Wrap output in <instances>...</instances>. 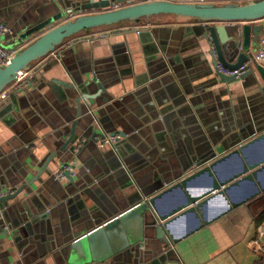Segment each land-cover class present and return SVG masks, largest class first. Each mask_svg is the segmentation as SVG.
Wrapping results in <instances>:
<instances>
[{
  "label": "crops",
  "instance_id": "1",
  "mask_svg": "<svg viewBox=\"0 0 264 264\" xmlns=\"http://www.w3.org/2000/svg\"><path fill=\"white\" fill-rule=\"evenodd\" d=\"M85 1L0 0V22L11 31L0 43L18 53L67 21L69 10L90 12L79 7ZM49 18H54L51 23L19 39ZM144 20L82 31L37 60L26 70L24 82L13 81L3 90L0 191L12 192L37 173L46 156L56 154L49 172L44 170L28 190L0 203V264H264V138L240 150L264 132L258 74L254 70L255 78L222 83L197 35L202 22L174 15ZM254 24L263 30L258 43L251 39L249 53L264 47V19ZM76 79L85 83L90 107L75 87L52 82L72 86ZM200 84L206 85L203 92H194ZM74 122L76 148L61 150L68 136L64 131ZM95 123L126 136L100 145L98 137L89 138ZM238 125L245 133L261 131L231 145L228 135ZM218 147L223 151L218 153ZM62 159L76 165L75 184L68 193V179L50 178ZM205 167L209 171L199 173ZM246 175L251 177L242 180ZM162 177L169 182L163 183ZM215 183L219 188L201 198L211 197L206 203L167 226V247L148 236L138 218L127 233L129 241L133 237L131 247L120 248L121 236L112 229L97 235L92 246L87 241L82 246L92 262L69 256L70 246L96 223L104 225L129 209L140 189L152 193L146 199L159 195L152 210L164 214Z\"/></svg>",
  "mask_w": 264,
  "mask_h": 264
},
{
  "label": "water",
  "instance_id": "2",
  "mask_svg": "<svg viewBox=\"0 0 264 264\" xmlns=\"http://www.w3.org/2000/svg\"><path fill=\"white\" fill-rule=\"evenodd\" d=\"M112 1L113 0L85 1V3L81 4L79 7L84 10H89L90 12L79 14L74 19L61 22L47 29L44 33H41L38 37L23 46L22 49L13 56V58L7 65L0 66V93H2L3 90L14 81L17 72L21 70H27L37 60L45 57L49 53H52L66 39L82 31H88L90 29H95L102 26H111L125 21L135 22L143 18H149L151 16L158 15H174L187 17L195 19L198 23H205L206 25L202 26V29H200L201 32L197 35L201 36L200 39L202 43L205 44L207 53L211 57V66L213 68L212 72L217 77V80L222 83H227L237 78L234 76H226L220 73L217 69V65L220 64L229 69H236L243 63L247 62L252 55V52L249 53L251 39L253 40V42L258 43L260 41V39L258 38L260 30H263V25L254 24L251 26V23L257 22L264 18V0H247L244 3H216L212 1L198 3L173 0H141L138 2L129 3L128 0H114L121 3L122 5L117 9L109 10L107 8ZM53 19L54 18H49L40 21L35 26L29 27L23 33H21L19 39H26L27 36L31 35L33 32H36L43 26L51 23ZM233 22L235 23V25L232 26H225L224 24L219 25L220 23ZM215 23L219 24L216 25ZM232 57H235V62H232ZM66 70L67 68H64L65 73L68 75V72ZM253 73L254 69L248 68L244 73H242L239 78L248 75H252L253 78H255V75ZM255 73H257L259 77V92L264 98V68L259 65L256 66ZM52 82L58 83L59 85L70 89L72 87H75L78 92V98L83 99V102L90 107V104L87 103V99H89L90 97L86 94V89H84L85 83L81 84V81H78V79L73 81L72 86L71 84H67L62 81L53 80ZM204 87H206V85L200 84L198 87H195L194 92H203ZM203 95L207 96L209 95V93H203ZM4 98L6 99L7 96L3 97L2 99ZM89 109L91 110V108H88V110ZM243 124H245V121H242L241 125ZM76 125V122H74L68 130L64 131V133H68V136L63 141V145H61L60 147L61 150H64L65 148H69L71 151L75 150L76 138L74 133ZM94 125L95 131L91 133L89 138L96 140L97 137L100 139L105 134H116L114 131H105L104 129H102V126L100 128L98 126V123H95ZM241 125H238V127H240ZM91 127L92 129L94 128V126ZM101 129L103 130L102 132L100 131V133H96ZM131 130L133 131L134 129ZM260 131L261 129L254 128V130L245 133L246 130L241 127L238 129L234 128L233 132L229 133L227 140H230L232 142L231 145H233L240 142L242 139L245 140L252 133H257ZM125 134L126 133L123 132L120 133L119 136H126ZM262 138H264V132L260 133V135H258L251 141L244 143L240 150L245 149L253 142L259 141ZM220 150L221 152L223 151L222 147H218L216 151H218L219 153ZM55 154L56 153H51L50 155L46 156L44 161H42L37 173L30 176L27 180L23 181L12 192L9 191L8 193H5L0 191V203L9 198H15L25 188L28 190L44 170H47V172H49L47 166L50 162L53 161L52 159ZM69 162V159H62L58 162L59 165H54L55 167L58 165L55 170H60L61 175L68 179V183L65 186L67 193L68 191H71L69 186H74L75 184V174H73L72 171L76 169V165L74 163H72V165H69ZM259 162L250 165V167H256ZM214 164L216 163H213L210 166L212 167ZM67 165H69L70 169L63 168ZM203 171H209V167L201 169L199 173ZM244 171H246V169H244ZM199 173H195L194 176ZM50 174L51 173H49V175ZM50 176H52L50 178H54V174ZM250 177L251 175H246V177H243L242 180L249 179ZM188 180V178L184 179L180 184L184 186L186 184V181ZM162 181L163 183L169 182L165 177H162ZM219 186L220 185L217 183L213 184L207 191L200 192L193 195L192 197L186 198L185 200L176 204L172 210L164 214L156 213L152 210V206L159 195L146 199L152 193L149 194L140 189L138 194L139 197L135 198V201H132V203L130 204L131 207L129 209L120 213L118 216L113 217L112 219H110V221L104 223V225L96 223L95 228L89 230V233L85 237H82V239L70 246L68 250L70 254L69 256H71L73 260L75 259L76 262H92V260L94 259L90 260L89 256L86 253V249L82 248V246L85 245L86 241L88 245L90 243V245L92 246V241L97 235H99L103 231L107 232L109 230L111 231L112 229H115L116 235L121 236L122 244L120 248L131 247L130 242H132L133 237L130 236L131 238L129 241L127 233H129L130 226L131 224H133L132 222H134L135 219L138 220V218L139 220H143L144 229H146L148 236L156 239L159 242V246L167 247L170 243V240L168 238H165L164 230L167 228V226L171 222L176 220V218L185 216L197 210L201 205L206 203L209 198H211L207 197L203 200L201 199L202 196L209 194L212 190L219 188ZM64 195L65 193L63 194V196ZM147 230H152L154 231V233L151 234ZM147 234H144V236H147ZM141 235L143 236V234ZM93 264H100V262L99 260H96V262Z\"/></svg>",
  "mask_w": 264,
  "mask_h": 264
},
{
  "label": "built area",
  "instance_id": "3",
  "mask_svg": "<svg viewBox=\"0 0 264 264\" xmlns=\"http://www.w3.org/2000/svg\"><path fill=\"white\" fill-rule=\"evenodd\" d=\"M173 1H186V2H198V3L209 2V0H173ZM121 5H122L121 3L112 1V2H110L107 9L114 10V9L119 8ZM66 14H67L66 19L71 20V19H74L77 15L82 14V12L77 11V10H69ZM203 25L205 26L206 24L203 23ZM10 32H11L10 29L5 24L0 22V38L3 35L8 34ZM16 53H17L16 49L5 48L0 43V66L7 65ZM258 65L261 66L262 68H264V47H259L257 50L253 51L252 55L250 56L248 61L243 63L241 66H239L236 69H229V68H226L220 64L217 65V69L220 73H222L226 76H234L237 79H239V77L242 75V73H244L248 68H253L255 70L256 66H258ZM26 76H27V71L21 70V71L17 72L14 81L24 82V78ZM0 96H1V98H3L6 96V94L4 92H2ZM118 138H119L118 135L105 134L102 138L99 139V143H100V145H105V144L113 145V143H115L118 140ZM63 168L64 169H70L69 165L64 166ZM60 177H62L61 171L58 170V171H56L54 178L58 179ZM260 232L262 233V225L260 227Z\"/></svg>",
  "mask_w": 264,
  "mask_h": 264
},
{
  "label": "rangeland",
  "instance_id": "4",
  "mask_svg": "<svg viewBox=\"0 0 264 264\" xmlns=\"http://www.w3.org/2000/svg\"><path fill=\"white\" fill-rule=\"evenodd\" d=\"M244 2H245V1H244ZM147 19H148V18H147ZM145 20H146V18H145ZM145 20H144V21H145Z\"/></svg>",
  "mask_w": 264,
  "mask_h": 264
}]
</instances>
